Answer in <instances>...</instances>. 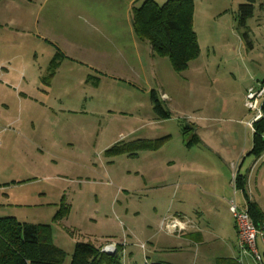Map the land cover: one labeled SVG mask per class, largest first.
Here are the masks:
<instances>
[{
  "label": "rangeland",
  "instance_id": "1",
  "mask_svg": "<svg viewBox=\"0 0 264 264\" xmlns=\"http://www.w3.org/2000/svg\"><path fill=\"white\" fill-rule=\"evenodd\" d=\"M241 2L194 0L199 55L176 73L148 44L108 57L88 44L72 48L61 34L46 37L50 46L36 37L41 33L10 31L9 0H0V90L7 93L0 112L9 118L0 136V218L50 226L64 264L77 243L98 249L114 243L121 264L233 258L234 220L203 191L221 174L232 187L240 165L232 156L251 135L245 122L252 113L239 92L264 82V1L245 29L236 21ZM55 48L67 58L50 82ZM150 91L169 118L154 114ZM137 141L157 147L133 151L135 157L107 154ZM244 157L241 173L254 161ZM61 203L68 216L54 223ZM176 215L189 222L183 233L168 227Z\"/></svg>",
  "mask_w": 264,
  "mask_h": 264
},
{
  "label": "trees",
  "instance_id": "2",
  "mask_svg": "<svg viewBox=\"0 0 264 264\" xmlns=\"http://www.w3.org/2000/svg\"><path fill=\"white\" fill-rule=\"evenodd\" d=\"M236 13V21L245 29L246 21L253 16L254 6L264 0H241ZM264 8V5H260ZM194 0H167L158 5L152 0H145L131 10V24L135 37L147 42L152 53L159 58H167L176 73L186 71L188 65L199 55L196 33L193 30ZM248 46V34H243ZM58 55L51 60L52 76L57 68ZM264 83V82H262ZM154 114L160 119L169 118L155 91L149 93ZM264 110V106H262ZM192 128L186 127L185 131ZM253 146L250 154L258 158L264 153V118L254 124ZM194 138V136H193ZM157 146L147 147L137 141L128 147L117 144L107 154L116 156L128 154L135 157L133 151L152 150ZM246 179L238 173L235 176V188L246 198V209L255 227L260 229L264 215L257 205L248 200L245 193ZM68 208L61 203L53 218L57 223L68 216ZM119 250V247H118ZM118 250L106 254L89 243H77L71 256L70 264H121ZM66 255L52 244L51 228L47 225L19 223L14 218H0V264H64ZM154 264V263H153ZM163 264V263H155ZM216 264H240L237 259H218Z\"/></svg>",
  "mask_w": 264,
  "mask_h": 264
},
{
  "label": "crops",
  "instance_id": "3",
  "mask_svg": "<svg viewBox=\"0 0 264 264\" xmlns=\"http://www.w3.org/2000/svg\"><path fill=\"white\" fill-rule=\"evenodd\" d=\"M143 1L145 0H9V24L6 25H9L10 31L16 33L30 34L32 31L41 33V36L38 35L36 37L50 46L52 44L47 38H55L56 34H61L60 37L72 43V48L88 44L90 45L89 49L103 50L105 52L104 55L111 57L114 53L125 51L129 45H133L134 48L137 47V42L143 43L144 48L147 47L145 45L148 44L147 42L139 41L135 37L131 24L132 8L140 6ZM152 1L158 4L160 1L167 0ZM1 25L0 23V26ZM55 55H58L57 70L60 61L67 58V56L57 48H55L53 56ZM51 60L47 68L50 82L54 80L56 74L55 70V73L50 76ZM252 86L253 85L247 84V88L245 87L244 90H240L241 92H239V94L241 96V101L244 100L246 90ZM9 88L11 87L9 86ZM13 90L16 93V89L13 88ZM17 94L22 96L20 92H17ZM0 98V100L3 101L7 100V93L0 90ZM7 103L8 101L2 105L8 109ZM6 122L9 124V118L7 115L0 112V128L5 127L2 125L3 123L6 124ZM13 122L14 121L11 123L13 124ZM242 125V122H240L238 126ZM242 128L241 130H243ZM245 128L251 135L250 137L244 138L243 146L239 150L236 149L234 151L232 161H234L235 164H240L237 173L244 176L246 179L245 193L248 200L255 203L262 215H264V153L258 158L250 154L253 146L254 134L247 126ZM260 136L261 139L264 140V133ZM197 141L205 147L208 146V141H204L201 138L197 139ZM211 142L212 141H209V143ZM245 154H248L249 160L250 157H253L254 161L250 160V168L246 172L241 173L243 164L246 160L244 157ZM212 173L215 174L216 172ZM228 179L229 177L223 174H221V176L214 175V179L205 184L206 189L203 191V198L205 201L210 202L217 211H225L230 216L228 202L234 197L238 206L245 208L246 198L240 191H236V193L233 194L231 190L232 187H230L231 182L229 183ZM238 195L240 196L239 198ZM182 220V216L179 215L171 218L169 225H176L181 229L176 230L175 233H183L187 230L189 222H182ZM233 229L236 235L234 225ZM262 248H264V244H262ZM237 257L238 250L236 244L235 255L231 259H236Z\"/></svg>",
  "mask_w": 264,
  "mask_h": 264
},
{
  "label": "built area",
  "instance_id": "4",
  "mask_svg": "<svg viewBox=\"0 0 264 264\" xmlns=\"http://www.w3.org/2000/svg\"><path fill=\"white\" fill-rule=\"evenodd\" d=\"M264 83H257L256 86L250 87L245 92L244 107L250 113L252 118L246 122L247 128L254 133V124L264 118ZM6 128H0V136ZM1 146V139H0ZM237 174V173H236ZM235 176L232 178L233 194L236 193ZM228 211L234 220V226L237 236L238 257L236 258L240 264H264V253H260L258 249V239L264 244V223L257 229L245 208L239 207L234 197L228 202ZM171 229L181 230L176 225H169ZM118 250V245L110 243L101 248L106 254H114Z\"/></svg>",
  "mask_w": 264,
  "mask_h": 264
}]
</instances>
